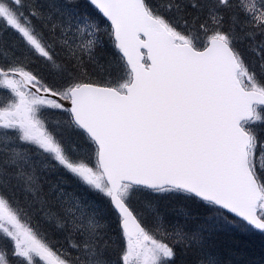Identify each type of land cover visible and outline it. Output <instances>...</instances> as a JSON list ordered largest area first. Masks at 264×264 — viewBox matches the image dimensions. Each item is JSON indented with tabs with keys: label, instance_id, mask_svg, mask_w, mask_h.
Here are the masks:
<instances>
[{
	"label": "snow or ice",
	"instance_id": "obj_1",
	"mask_svg": "<svg viewBox=\"0 0 264 264\" xmlns=\"http://www.w3.org/2000/svg\"><path fill=\"white\" fill-rule=\"evenodd\" d=\"M0 264H264V0H0Z\"/></svg>",
	"mask_w": 264,
	"mask_h": 264
}]
</instances>
